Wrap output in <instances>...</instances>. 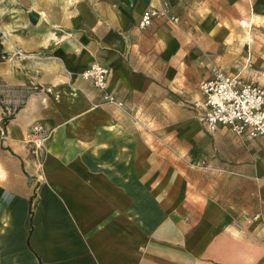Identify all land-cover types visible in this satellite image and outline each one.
<instances>
[{
  "label": "crops",
  "instance_id": "obj_1",
  "mask_svg": "<svg viewBox=\"0 0 264 264\" xmlns=\"http://www.w3.org/2000/svg\"><path fill=\"white\" fill-rule=\"evenodd\" d=\"M149 8L179 21L159 14L141 28ZM34 10L40 27L20 43L48 92L0 125V264H264V139L210 130L201 88L184 101L213 76L187 73L203 44L223 36L230 49L233 29L209 19L193 33L173 0H34ZM93 62L109 67L106 91L121 105L83 77ZM34 122L51 130L36 152Z\"/></svg>",
  "mask_w": 264,
  "mask_h": 264
},
{
  "label": "rangeland",
  "instance_id": "obj_2",
  "mask_svg": "<svg viewBox=\"0 0 264 264\" xmlns=\"http://www.w3.org/2000/svg\"><path fill=\"white\" fill-rule=\"evenodd\" d=\"M173 2L185 18L187 29L193 33L195 25L201 28L202 22L209 19L221 26L227 24L234 33V41L229 42L230 49L226 47L223 36L214 46L203 42L200 61L194 63L192 69L189 66L187 73L213 74L215 68H226L227 62L230 61L229 56L233 54L235 57L233 72L264 74V0H173ZM33 13H36L34 0H0V125L3 128H6L10 117H14L30 95L48 92L46 86H40L32 81L35 74L34 51L25 52L20 43L32 41L35 28L40 27L39 15L33 18ZM203 33L198 32L192 40L198 44L197 40ZM200 83L189 89V94L182 101L190 105L193 100L192 94L200 90ZM144 113V119L149 117L146 112ZM171 113L175 112L170 111ZM50 132L51 130L49 134ZM27 140V146L32 152L45 147L30 142L29 136ZM186 163L190 167L198 166V161L194 159H186Z\"/></svg>",
  "mask_w": 264,
  "mask_h": 264
},
{
  "label": "built area",
  "instance_id": "obj_3",
  "mask_svg": "<svg viewBox=\"0 0 264 264\" xmlns=\"http://www.w3.org/2000/svg\"><path fill=\"white\" fill-rule=\"evenodd\" d=\"M159 14L166 15L172 22L179 21L178 16L169 15L165 10L149 8L144 11L139 26L148 27ZM109 73L107 65L93 62L84 69L83 77L91 80L105 92L104 102L121 105V101L106 91ZM200 88L206 106L203 121L210 130L223 125L237 136L264 139V83L244 81L240 72H227L222 68H215L213 76L202 81ZM146 127L152 130L153 126L147 124ZM48 136L49 130L42 123L34 122L30 126V142L44 146ZM163 143L169 145L167 142ZM198 165L206 166L203 161Z\"/></svg>",
  "mask_w": 264,
  "mask_h": 264
},
{
  "label": "water",
  "instance_id": "obj_4",
  "mask_svg": "<svg viewBox=\"0 0 264 264\" xmlns=\"http://www.w3.org/2000/svg\"><path fill=\"white\" fill-rule=\"evenodd\" d=\"M38 14L37 13H33V18H37Z\"/></svg>",
  "mask_w": 264,
  "mask_h": 264
},
{
  "label": "bare ground",
  "instance_id": "obj_5",
  "mask_svg": "<svg viewBox=\"0 0 264 264\" xmlns=\"http://www.w3.org/2000/svg\"><path fill=\"white\" fill-rule=\"evenodd\" d=\"M66 4H67V3H66ZM66 4H65V5H66ZM64 7H65V6H64ZM65 10H66V9H65ZM41 14H42V13H41ZM43 15H44V14H43ZM10 28H11V27H10ZM51 34H53V33H51ZM12 37H13V36H12ZM14 37H15V36H14ZM17 40H18V39H17ZM45 41H46V40H45ZM77 75H78V74H77Z\"/></svg>",
  "mask_w": 264,
  "mask_h": 264
},
{
  "label": "trees",
  "instance_id": "obj_6",
  "mask_svg": "<svg viewBox=\"0 0 264 264\" xmlns=\"http://www.w3.org/2000/svg\"><path fill=\"white\" fill-rule=\"evenodd\" d=\"M10 118H12V117H10Z\"/></svg>",
  "mask_w": 264,
  "mask_h": 264
}]
</instances>
